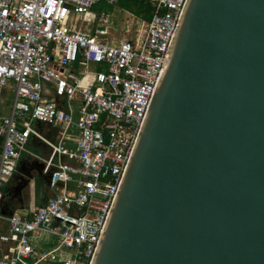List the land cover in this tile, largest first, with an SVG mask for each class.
<instances>
[{
  "label": "water",
  "instance_id": "95a60500",
  "mask_svg": "<svg viewBox=\"0 0 264 264\" xmlns=\"http://www.w3.org/2000/svg\"><path fill=\"white\" fill-rule=\"evenodd\" d=\"M167 59L91 264H264V0H187Z\"/></svg>",
  "mask_w": 264,
  "mask_h": 264
},
{
  "label": "built area",
  "instance_id": "2783aa9c",
  "mask_svg": "<svg viewBox=\"0 0 264 264\" xmlns=\"http://www.w3.org/2000/svg\"><path fill=\"white\" fill-rule=\"evenodd\" d=\"M117 1L0 0V96L13 84L10 112L0 115V195L31 136L49 150L41 163L54 191L31 219L0 215V264L92 262L187 2L137 0L150 19L111 46L102 42L107 16L93 11ZM80 18L97 26L75 28ZM92 63L101 69L87 71ZM37 123L56 128V140ZM50 238L49 251L36 245Z\"/></svg>",
  "mask_w": 264,
  "mask_h": 264
},
{
  "label": "crops",
  "instance_id": "0c3cea01",
  "mask_svg": "<svg viewBox=\"0 0 264 264\" xmlns=\"http://www.w3.org/2000/svg\"><path fill=\"white\" fill-rule=\"evenodd\" d=\"M118 10H121L122 12L128 14L127 11H124L118 7V1L115 5H107L105 3H101L97 5L94 8V13L96 15L98 14H104L107 16L109 21V26L107 28L108 32L111 29V23L110 18L111 16H114V13ZM110 11H112L110 13ZM135 20L144 21L140 17H137L135 15H132ZM97 26V22H95L93 25H91L92 29ZM90 27V28H91ZM125 29V26H124ZM122 30V29H121ZM131 34V33H130ZM101 69L100 66L95 67V70ZM10 92V99L9 96H6V92ZM8 99V100H7ZM11 100V104L8 107L9 101ZM13 102V84H9L8 88L4 90L0 96V115H8L10 112V108ZM35 130L42 133L45 138H48L50 141H55L57 136V129L42 125V124H35ZM27 147H32L34 150H29ZM27 153H22L18 165L22 164L23 162H27L29 160H32L36 163V169H34L31 172V175L36 176L37 175V169L40 167L41 159L47 158L49 155L48 148L38 139H36L34 136H31L28 145L26 146ZM18 172H15L13 176L9 179V181L5 184L1 195H0V215L10 216L13 213L20 214V215H29L32 213V211L42 205L45 204L46 200L54 193L53 190L49 188V180L48 176L45 174H41L40 178L37 179L35 182H30L27 186L19 187L18 185L21 182H25L26 179H21L18 177ZM16 176V180L13 179V177ZM15 183H14V181ZM18 182V183H17ZM32 183V184H31ZM12 187V189H11ZM15 190L16 192H12V190ZM13 196V197H12ZM20 198V200H18ZM8 203L9 207L11 208V211L7 213V210L4 207V204ZM7 230V223L4 220L0 219V231L5 232Z\"/></svg>",
  "mask_w": 264,
  "mask_h": 264
},
{
  "label": "rangeland",
  "instance_id": "374dc122",
  "mask_svg": "<svg viewBox=\"0 0 264 264\" xmlns=\"http://www.w3.org/2000/svg\"><path fill=\"white\" fill-rule=\"evenodd\" d=\"M112 11H110L111 13ZM110 23H111V29L108 32V35L102 38V42L111 45V46H118L120 43L124 41H128L132 36H135V29L138 27L139 22L138 20H135V18L130 14H126L122 12L121 10H118L114 13V16H111L110 18ZM72 25L75 26V28H81V30L85 31L87 29H90L91 25L82 22L81 18L79 19L78 22H72ZM125 26V29H124ZM92 28V27H91ZM122 29V30H121ZM131 33V34H130ZM96 64L92 63L89 64V68L87 71L93 72L97 71L95 70ZM77 71H81V68H75ZM11 84V83H10ZM6 92V91H5ZM6 96H9L10 99V92H6ZM8 100V99H7ZM8 107L11 104V100L9 101ZM29 150H34L32 147H27ZM36 169V163L32 160H29L27 162H23L20 164V166L17 167V172H18V177L21 179H26L31 172ZM55 239L50 238L48 241H43V242H36V245L40 246L41 250L44 251H49L52 248V244H54Z\"/></svg>",
  "mask_w": 264,
  "mask_h": 264
},
{
  "label": "trees",
  "instance_id": "16d2710c",
  "mask_svg": "<svg viewBox=\"0 0 264 264\" xmlns=\"http://www.w3.org/2000/svg\"><path fill=\"white\" fill-rule=\"evenodd\" d=\"M118 7L124 11H127L131 15L140 17L144 21H148L151 17L150 6L142 1L137 0H118ZM37 180H35L36 182ZM38 182V181H37ZM7 213L11 211L8 203L4 204Z\"/></svg>",
  "mask_w": 264,
  "mask_h": 264
},
{
  "label": "flooded vegetation",
  "instance_id": "af4514ba",
  "mask_svg": "<svg viewBox=\"0 0 264 264\" xmlns=\"http://www.w3.org/2000/svg\"><path fill=\"white\" fill-rule=\"evenodd\" d=\"M13 179L16 180V176H14ZM13 181H14V180H13ZM14 183H15V181H14ZM17 183H18V182H17ZM21 184H22V182L19 183V185H18V189H19V187H21ZM11 189H12V187H11ZM12 192H16V191L13 189ZM16 193H17V192H16ZM12 197H13V196H12ZM18 200H20V198H18Z\"/></svg>",
  "mask_w": 264,
  "mask_h": 264
},
{
  "label": "bare ground",
  "instance_id": "6f19581e",
  "mask_svg": "<svg viewBox=\"0 0 264 264\" xmlns=\"http://www.w3.org/2000/svg\"><path fill=\"white\" fill-rule=\"evenodd\" d=\"M88 79H89V77L86 78V80H88Z\"/></svg>",
  "mask_w": 264,
  "mask_h": 264
}]
</instances>
